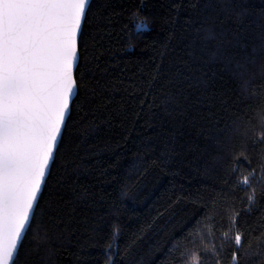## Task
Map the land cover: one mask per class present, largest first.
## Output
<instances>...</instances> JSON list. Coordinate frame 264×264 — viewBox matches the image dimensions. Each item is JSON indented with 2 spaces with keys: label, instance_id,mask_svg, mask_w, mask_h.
<instances>
[{
  "label": "trees",
  "instance_id": "1",
  "mask_svg": "<svg viewBox=\"0 0 264 264\" xmlns=\"http://www.w3.org/2000/svg\"><path fill=\"white\" fill-rule=\"evenodd\" d=\"M89 8L78 79L99 75L96 64L125 86L158 67L160 75L147 97L112 94L94 130L77 112L92 84L80 85L18 264H184L190 253L232 264L230 228L244 236L240 264H264V184H225L231 168L242 180L248 157L252 166L257 159L250 147L244 155V133L264 114V0H91ZM76 165L77 195L60 189L68 202L57 226L50 192L71 183L65 168Z\"/></svg>",
  "mask_w": 264,
  "mask_h": 264
},
{
  "label": "snow or ice",
  "instance_id": "2",
  "mask_svg": "<svg viewBox=\"0 0 264 264\" xmlns=\"http://www.w3.org/2000/svg\"><path fill=\"white\" fill-rule=\"evenodd\" d=\"M88 11L89 0H0V264H18V250L35 220L34 209L43 196L42 188L47 186L46 177L59 151L58 140L66 127V117L70 118L74 97L80 95L78 89L85 79L92 87L86 89L77 112L80 122L88 123L94 130L93 122L99 112L110 107L112 94L123 92L125 98L132 99L147 97L160 75L158 67L149 80L125 86L123 80L107 79L111 75L108 68L96 64L99 75L89 74V69L78 79L79 40ZM129 34L141 33L133 29ZM94 59L98 61L100 56ZM244 134L250 141L244 145V155L252 148L257 156L255 166L249 156L252 170L241 173V180L238 170L231 168L226 185L264 184V114ZM79 169V165L65 168L64 180L71 183H61L50 192L49 218H55L57 226L60 208L68 202L60 189L66 187L77 195ZM247 200L250 206L255 203L254 188ZM238 223L236 213L229 224L234 227ZM230 231L231 228L223 233V239L234 243L232 264H240L239 249L244 236L237 232L231 237ZM261 240L264 249V236ZM184 264H202L201 257L190 253Z\"/></svg>",
  "mask_w": 264,
  "mask_h": 264
},
{
  "label": "water",
  "instance_id": "3",
  "mask_svg": "<svg viewBox=\"0 0 264 264\" xmlns=\"http://www.w3.org/2000/svg\"><path fill=\"white\" fill-rule=\"evenodd\" d=\"M90 2H91V0H89V5H90ZM78 62H79V58H78ZM77 62V63H78ZM75 98V97H74ZM69 114H70V112H69ZM69 114H68V116H69ZM67 119H68V117H66V121H67ZM59 142H60V140H58V144H59ZM51 165H52V163L50 164V167H51ZM49 171H50V168H49ZM46 179H47V177H46ZM43 189V188H42ZM36 208V207H35ZM35 210V209H34ZM27 231V230H26ZM24 238V237H23ZM23 240V239H22Z\"/></svg>",
  "mask_w": 264,
  "mask_h": 264
},
{
  "label": "clouds",
  "instance_id": "4",
  "mask_svg": "<svg viewBox=\"0 0 264 264\" xmlns=\"http://www.w3.org/2000/svg\"><path fill=\"white\" fill-rule=\"evenodd\" d=\"M144 24H145V27H147V23H148V21L147 20H144V21H142Z\"/></svg>",
  "mask_w": 264,
  "mask_h": 264
}]
</instances>
